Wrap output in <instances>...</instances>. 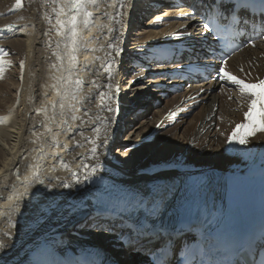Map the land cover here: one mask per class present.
I'll return each instance as SVG.
<instances>
[{
	"label": "bare ground",
	"instance_id": "obj_1",
	"mask_svg": "<svg viewBox=\"0 0 264 264\" xmlns=\"http://www.w3.org/2000/svg\"><path fill=\"white\" fill-rule=\"evenodd\" d=\"M145 1L84 5L92 15H78L73 52L75 13L67 0H22L19 6L0 0V241L14 245L0 256V264H32L30 253L41 245L68 261L128 264L116 258L123 252L114 234L100 228L93 235L70 234V224L82 220L88 227L102 220L103 229L109 222L120 228L118 214L127 210L114 192L145 191L177 176L264 169V132L249 136L244 146L228 141L236 125L247 122L250 101L238 86L220 80L216 91L214 83L169 91L172 84L180 85L167 78L180 67L174 53L196 49L199 29L195 20L182 18L191 13L188 7L169 2L151 12ZM115 48L122 54L115 55ZM7 50L14 62L5 57ZM224 67L246 83L263 80L264 40ZM109 106L118 107V113L108 112ZM123 113L131 114L130 123L138 119L140 135L120 160L111 152L126 144L116 135L126 132ZM169 128L181 129L182 138ZM105 140L99 159H89L90 149ZM85 164L95 165L98 174L85 180Z\"/></svg>",
	"mask_w": 264,
	"mask_h": 264
},
{
	"label": "snow or ice",
	"instance_id": "obj_2",
	"mask_svg": "<svg viewBox=\"0 0 264 264\" xmlns=\"http://www.w3.org/2000/svg\"><path fill=\"white\" fill-rule=\"evenodd\" d=\"M21 2L22 0H16L18 6ZM67 3L71 6L70 11L75 13L71 16L72 26L70 29L72 50L74 52L78 15L83 13L85 17H91L92 14L84 9V5L88 3L95 4L96 0H67ZM212 3L215 5L216 0H212ZM260 5L262 15H264V0H260ZM191 7L195 8V5ZM218 7L223 14V19L227 20L233 14L239 15L240 12L247 11L249 4L248 0H235V3H225L224 0H221ZM60 14H64L63 8H61ZM195 15V12H186L183 13L182 18L194 20ZM64 23L58 17L57 24L61 28L64 27ZM88 23L89 20L85 19L84 24L87 25ZM157 23H161V21L157 20ZM202 27L208 33L211 32L207 22L203 23ZM183 31H187V26ZM109 47H112V45L110 44ZM233 50L235 51V49ZM114 51L115 55L119 56L122 54L123 49L115 48ZM71 58L74 60L75 56ZM225 64H227L226 57H221L220 64L215 66V78L218 81H230L233 85L238 86L241 95H246L248 101H250L248 110L244 113L247 122L236 125V130L228 137L229 143L235 142L244 146L248 144L249 136H254L257 132H264V80H258L256 83H246L244 80L238 79L235 75L226 71ZM53 67L56 66L53 65ZM81 83L79 80L76 81L77 85ZM132 83L135 84V81ZM118 94L119 89L117 88L114 95L118 97ZM258 104L261 105L260 108L257 107ZM107 111L118 113L119 109L118 107L113 108L109 106ZM73 118L75 119V117ZM161 126L163 125H158V127ZM241 128L244 129V134H239V129ZM94 130L98 131V129ZM89 142L91 143L92 141L89 140ZM106 143V140L100 141V143L92 147L89 159H99L98 149L102 146L106 147ZM84 167L88 169L84 173L85 180H88L90 176H96L99 172V169L95 165L85 164ZM72 175L75 178L76 185L82 183L78 172H74ZM39 183L43 185V181H39ZM206 183V180H199L195 184L187 185L182 202L177 204H174L173 201L176 198L178 189L176 185L169 183H155L145 191H137L131 194L114 192L113 195L118 198L123 208L127 210L118 214L119 219L115 222L120 224L121 227L117 229L112 222H109L107 229L101 228L99 223L96 224V227L100 228L101 231L114 234L119 248L125 254L133 257L135 264H203L202 261L197 260L195 252H193L195 254L192 253L187 257L181 256V252L185 246L183 237L191 232L192 229H198L201 236L205 240L207 239V232L197 224L198 221H202V223L207 225H211L214 222L215 218L208 212L204 196ZM60 186L65 189L72 187L67 183H63ZM45 191L51 192L52 189L45 186ZM166 219L168 223H165ZM8 239L13 240V237L9 236ZM12 246L14 245L0 241V256L6 254ZM237 254L243 255L244 253L238 249ZM32 264H54V262L48 259L47 252H42L36 256ZM84 264H89V262L86 260ZM101 264H105V261L102 260Z\"/></svg>",
	"mask_w": 264,
	"mask_h": 264
},
{
	"label": "rangeland",
	"instance_id": "obj_3",
	"mask_svg": "<svg viewBox=\"0 0 264 264\" xmlns=\"http://www.w3.org/2000/svg\"><path fill=\"white\" fill-rule=\"evenodd\" d=\"M15 2H16V0H15ZM134 33V32H133ZM133 37V36H132ZM131 37V38H132ZM8 54V55H7ZM5 57L8 59V60H12V62H14V57H15V55L13 54V53H10V52H8V50H7V52H6V54H5ZM122 79H123V76H122ZM123 81V80H122ZM121 81V82H122ZM124 83H125V81H123ZM123 82L121 83V87H123ZM142 106H140V108H141ZM129 116H131V114L130 113H123V123H124V126L126 127L125 128V131L126 132H120L119 133V135L118 134H116L122 141H124L123 143H126V144H124V147H121V148H117V149H114V150H112V154L113 155H115L116 157H117V159H122V158H124L125 157V155H126V153H128V151H130L131 149H134L137 145H136V143H138V136L140 135V133L138 132V130L136 131V129H135V126L137 125V120H135L134 121V123H130V122H128V118H129ZM134 118V117H133ZM127 121V122H126ZM134 124V125H133ZM118 127V126H117ZM170 130H172L171 131V133H173V134H176V136L177 135H181V129L180 130H175V129H173V128H169ZM117 130H118V128H117ZM130 130L131 131H136L135 133H136V135H134L133 137H131V139H130V137H126V134H127V132H129L130 133ZM131 134V133H130ZM182 135H183V132H182ZM182 135H181V137L180 138H182ZM126 138V139H125ZM75 172V171H74ZM73 172V173H74ZM25 175V174H24ZM81 221L82 220H74L71 224H70V226H69V228L67 229V232H69L70 234H80L81 232H84V233H89V234H91V235H93V234H96L95 233V231H99V228H97L96 227V224L97 223H101L100 224V227L102 228V227H104L103 225H105L104 224V221L102 222V220H97V222L96 221H91L90 222V224L88 225V227H86V226H83V223H81ZM80 222V223H79ZM103 224V225H102ZM77 226H79V227H77ZM82 226V227H81ZM84 227V228H83ZM86 228V229H85ZM85 229V230H84ZM112 252H114V251H112ZM123 252V251H122ZM114 254V253H113ZM117 257V259L118 260H124L125 261V259L127 260V262H128V264H134V258L133 257H131V258H129V255H127V254H125L124 252H123V254H122V256H119V255H116Z\"/></svg>",
	"mask_w": 264,
	"mask_h": 264
}]
</instances>
